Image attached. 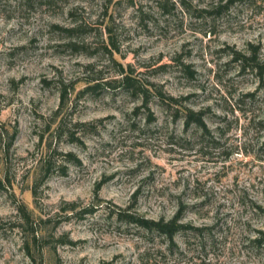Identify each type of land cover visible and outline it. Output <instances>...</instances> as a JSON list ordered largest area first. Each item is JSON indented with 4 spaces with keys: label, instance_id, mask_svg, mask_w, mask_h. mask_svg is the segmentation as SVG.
<instances>
[{
    "label": "rangeland",
    "instance_id": "obj_1",
    "mask_svg": "<svg viewBox=\"0 0 264 264\" xmlns=\"http://www.w3.org/2000/svg\"><path fill=\"white\" fill-rule=\"evenodd\" d=\"M248 45L264 0H0V264H264ZM128 206L203 231L149 234Z\"/></svg>",
    "mask_w": 264,
    "mask_h": 264
},
{
    "label": "trees",
    "instance_id": "obj_2",
    "mask_svg": "<svg viewBox=\"0 0 264 264\" xmlns=\"http://www.w3.org/2000/svg\"><path fill=\"white\" fill-rule=\"evenodd\" d=\"M72 30H65L66 32H71ZM248 52L241 53V52H233L232 54V61L236 63L239 67V71L244 72L246 70L251 71L256 75L258 78L260 85L264 86V55L260 53V47H254L251 45H248ZM120 73H123L121 70ZM121 81L125 83L126 85H129V79L127 76L122 77ZM95 86H90L88 89H93ZM133 87V86H132ZM143 96L145 97V104L147 101L148 93L143 92ZM249 96H252V94H249ZM170 100L174 101L172 98ZM194 122L197 127L201 128L204 127V123L202 120V112H192L188 111L185 123L186 125H189V123ZM68 157L76 163H78V160H75L74 156L69 154ZM50 168V163L47 161V164H45V176L48 175ZM43 179V178H42ZM99 188V185L96 186L95 192H97ZM132 206H128L127 209H118V212L116 213L117 220L120 222H125L127 224H131L134 227H136L139 230L146 231L149 234H158L160 236H165L166 238L172 239L173 236L176 234H187L189 232H202V229L194 228L189 225H185L182 223H179L178 220V214L173 217L170 221H153L146 219L135 212H131ZM68 210L73 214L78 213H90L92 211V208L89 207H78L77 204L73 203L70 204V207ZM255 244L258 245V247L262 246L264 244V233L260 232V236L256 239H254Z\"/></svg>",
    "mask_w": 264,
    "mask_h": 264
}]
</instances>
